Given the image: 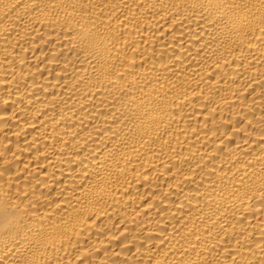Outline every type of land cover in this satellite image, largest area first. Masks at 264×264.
Segmentation results:
<instances>
[{
  "label": "bare ground",
  "instance_id": "1",
  "mask_svg": "<svg viewBox=\"0 0 264 264\" xmlns=\"http://www.w3.org/2000/svg\"><path fill=\"white\" fill-rule=\"evenodd\" d=\"M0 264H264V0H0Z\"/></svg>",
  "mask_w": 264,
  "mask_h": 264
}]
</instances>
